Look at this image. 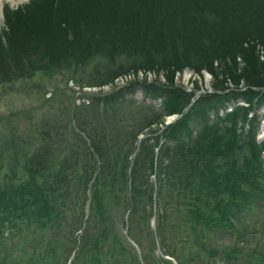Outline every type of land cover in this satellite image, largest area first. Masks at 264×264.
Returning a JSON list of instances; mask_svg holds the SVG:
<instances>
[{
	"label": "trees",
	"instance_id": "1",
	"mask_svg": "<svg viewBox=\"0 0 264 264\" xmlns=\"http://www.w3.org/2000/svg\"><path fill=\"white\" fill-rule=\"evenodd\" d=\"M44 2L45 0H30L27 5L8 11L4 16L3 33L9 37L7 46L11 54L14 53V49L19 50L27 44L30 35L27 36L26 32L33 24L30 20L36 18L40 22L35 38L45 45L41 53H36L38 60L42 62L36 66V61L30 58L33 56L31 45H27V51H23L24 55L31 56L21 62L22 67H26L31 72L42 67L50 69L46 63L49 65L57 63L67 54H72L76 46L89 45L90 41H96L95 34L99 31L101 36L103 35L100 36V44L110 41L112 50L147 48L160 53L163 58L168 57V54L164 53L168 51L173 53V58L183 61L184 64L189 63V66H192L190 63L195 62L205 70H209L214 80L212 89L219 94L215 92L214 95L203 96L204 108H197L198 103L192 102L196 106L189 107L182 117L167 124L163 130L166 141L160 148L168 161L165 164L161 163L160 170L167 175L173 174L166 177L167 186L161 181L154 193L157 196L154 203L160 205L163 210L157 213L159 226L156 237H160L161 251L173 256L181 264L182 257L173 249L172 243L168 244L165 238L167 234L163 233L162 223L166 217L164 206L167 207L170 191L179 196L177 186H172L175 183L172 177L178 179L175 177L176 168L181 165L190 168L199 163L201 165L194 175H202L208 167L222 170L212 180L218 182L220 178H225L226 182L222 187L212 188V197L218 201L219 196L225 193L234 203L230 208L218 209V214L214 213V217L204 215L200 222L193 224L196 232L195 243L203 246L202 238L208 232L214 233V231L215 234L229 231L232 236L237 235L238 239L244 241L247 240L246 236L251 234L254 236L251 237L252 239L258 240V247L254 250L247 252L242 251V248L232 247L217 250V255L225 259H233L229 264H264V222L254 224L248 231L238 229L239 225L246 224L243 219L247 220L249 213L253 211L261 213V220L264 221V143H259L256 135L253 134L255 122L251 119L252 115L253 118L257 116L259 107L264 108V67H261L264 62V0H46ZM44 4L49 7V16H53V20L57 21L56 25L47 22L40 11ZM23 8H27L29 12H23ZM64 11L66 15L62 13ZM81 28H85L86 32L81 31ZM67 29L74 33L73 37H69ZM148 31L156 32L147 36ZM18 36L20 39H16ZM176 47L182 50L175 49ZM259 48L263 49L260 54ZM190 50L196 51L193 57L190 56ZM219 75L221 80H218ZM227 78H231L236 87L240 81L245 82L243 86L245 88L242 89L241 86V89L231 88L227 91L224 87ZM172 80L173 72L170 77L166 75L168 83H163V86L154 83L158 81L157 79L154 80L153 85L144 77L142 82L134 80L124 88L132 92L136 87H142L153 96L164 98L162 110L165 113L177 114L182 108L173 103L184 94L173 88ZM147 86L154 89L151 90ZM210 99L212 102L208 104L207 101ZM235 99H241L247 105L232 103ZM228 106H232L229 112L225 110ZM220 109L224 114H219ZM72 111H75L74 108ZM249 112L252 115L248 119ZM210 114H214L212 126H208ZM159 119H162V116H159ZM199 125L201 128L198 133L193 134L194 129ZM205 126L206 129L202 130ZM76 129L84 134L90 143L84 146V149L83 146L79 148L80 152L87 155L85 157L79 152L74 155L75 151L71 148L70 141L64 140L67 145L62 143L58 134L45 135L43 131H39L40 143L31 153L30 148L35 141L34 133H30L25 142H20L13 130L9 138H5V143L0 146V264H7L8 260L17 259L9 244L19 238L26 240L23 241L22 246L29 252L32 248L40 249L46 245H49V251L54 250L55 245L61 246V254L57 253L53 263L64 264L59 259L66 252L65 248L70 247L66 246V242L62 245L57 244L54 239L63 238L69 241L73 239L76 242L75 232L80 229L89 231L86 228L88 221L83 228L81 227L84 213L80 206L82 199L90 200L88 204L90 210H93V204L100 210L104 208V203H107V197L111 195L110 188L114 187L113 183L101 184L102 170L100 169L98 174L95 173L97 167L95 162L80 163L82 158L90 161L94 153H97L101 159L105 158V152L101 150L103 143L95 137L94 130L85 129L82 122L77 121ZM223 129L230 130L231 137L228 138L226 130ZM205 130L207 146L203 143L205 137L199 136ZM77 136L82 137L80 134ZM91 146L93 152L90 150ZM245 146L250 147L252 151L244 155V166H241L239 165L241 162L233 155L237 148ZM141 151L148 160L146 162L148 169L152 170V152L150 153V150L145 152V149ZM137 154L136 156L139 157V152ZM222 158H225L224 163ZM135 160L139 162L136 157ZM5 161L8 163L5 164ZM251 162L256 166L249 165ZM124 165L120 167V172L125 186L127 168ZM133 171H136V166ZM103 173L105 176L108 174L104 171ZM115 173L116 170L113 174ZM140 181L141 176L133 177L129 181L131 196L127 197L129 200H126L125 204L130 206L127 209L130 211L127 216L128 234L132 232L130 225L134 214L141 212L146 217L145 204L139 203H152L153 191L152 185H149L151 183L147 182L144 186ZM181 181L188 187V181ZM199 181L189 180L191 183L189 188L193 191L191 196L196 198L202 196L206 205L211 206L214 202V207L217 203L211 199V196L205 194L206 192L201 194L198 191L195 183ZM259 181L261 183H257ZM67 191L73 193L70 200H66ZM236 196L238 198H235ZM113 201L110 205L114 204ZM102 233L100 231L96 234L98 240L94 237L92 241L90 238L89 241H82L78 245L80 251L87 248L86 252L90 251L94 255H84V259H77L78 264H105L106 261L111 264V261L117 259L123 264L134 263V259L130 256L131 251L127 252L126 247H123L124 244L117 245V239L111 241L108 233L104 231ZM154 239H151L153 247ZM87 243L89 245H86ZM100 246L102 248L99 249ZM215 253L216 251L210 254ZM150 258L152 264L155 259L159 264L161 262L170 264L152 253Z\"/></svg>",
	"mask_w": 264,
	"mask_h": 264
},
{
	"label": "rangeland",
	"instance_id": "2",
	"mask_svg": "<svg viewBox=\"0 0 264 264\" xmlns=\"http://www.w3.org/2000/svg\"><path fill=\"white\" fill-rule=\"evenodd\" d=\"M29 1L2 0L3 4L0 8V146L5 143V138H9L13 130L20 142H25L28 140L30 133H34L35 141L30 148L31 153L40 143L39 131H43L45 135L48 133L58 134L62 139V143L67 145L68 143L64 140L70 141L71 148L75 151L74 155L79 152L85 157L87 155H84L82 151L81 153L79 148L83 146L84 149V146L90 143L85 135H82L76 129L77 121L82 122L85 129L89 131L90 128L93 129L96 134L95 137L103 143L101 150L105 152V158L101 159L97 153H94L90 161L87 158H82L80 163L95 162L97 166L95 173L98 174V171L102 170L100 178L103 179V182L101 184L109 182L113 183L114 187L110 188L111 195L107 197V203L105 202L104 208L100 210L94 204L92 205L94 206L93 210H90L88 199L86 201L82 199L80 206L84 212L83 223L85 222L86 224V221H88L86 228L89 231L80 229L75 232L74 239L76 242L73 239L72 241L63 238L61 240L54 239L57 244L62 245L66 242V246L70 247L65 248L66 252L63 253L59 260L64 264H78L77 259L81 258L82 260L84 255L94 256L90 251L86 252L87 248L86 250L84 248V251H80L78 245L82 241H89L90 238L91 241L94 237L97 239L96 234L104 231V233H108L111 241L117 239V245L124 244L123 247H126L127 252L128 250L131 251L130 256L134 259V263L128 262L125 264H152L151 253L155 255L158 252L157 249L161 250L160 237H156L158 235L156 232L159 226L157 213L162 208L154 203V200L157 199L154 193H156L155 190H157L161 181L167 186L165 179L173 174L169 173L170 175H167L163 173V170H160L161 163L165 164L168 161L167 156L160 148L166 141L163 136L165 134L163 130L167 124L176 121L178 117H182L189 107L196 106L192 102L198 103L197 108H204L203 96L214 95L216 92L211 86L214 81L213 76L209 70H205L203 66L195 62H191L192 66H189V63L184 64L183 61L173 58L172 52L165 51L164 53H167L168 57L163 58L160 53L154 50L150 51L147 48L141 50L130 49L128 51H124V49H119V51L112 50L110 41L100 44V39L103 36H101L100 31L95 34L97 36L96 41H90L89 45L76 46L72 54H67L64 59L57 63L50 65L46 63V66H50V69L42 67L41 69H35V72L33 70L31 72L26 67H22L23 64L21 62H24V58L31 56L23 53L24 50L27 51V45H31L33 48V56L30 58L36 61V66L42 62V60H38L36 53H41L45 45L41 40L35 38L38 34L40 22L36 18L30 20L33 24L30 25L26 32L27 36L30 35L27 44H22L23 46L19 50L17 48L14 49L12 54L9 53L7 46L9 37L3 33L6 12H10L19 6L23 7ZM48 8L44 4L40 11H42L47 22L56 25L57 21L53 20V16H49L50 11ZM22 11L25 13L29 12L27 8H23ZM62 13L66 15L65 11ZM80 30L86 32L85 28ZM67 31L69 32V37L74 36L71 30L67 29ZM156 31H148L146 35L151 36ZM16 39H20L19 36ZM175 49L182 50L179 47ZM262 50V48H259V54L262 53ZM195 52L190 50V56L193 57ZM261 67H264V62H262ZM172 72L173 88L175 90L178 89L180 94H184L180 95L182 97L177 98L176 102L173 103L175 106L182 108L181 112L177 114L165 113L162 110L164 98L153 96L142 87H136L132 92H128L124 88L127 86L126 81L135 80L142 82L144 77L150 83L157 79L158 81L154 83L163 86V83H168L166 82V75L170 77ZM219 79L221 80V75L218 76ZM226 80L227 83L224 87L227 91L231 88L241 89V86L242 89L245 88L243 87L245 82L240 81V84L236 87L231 78ZM147 87L151 90L154 89L150 86ZM216 94H219V92L217 91ZM90 97L93 99L91 100ZM93 101L94 103H92ZM98 101L99 104H97ZM210 101L211 99L207 103L210 104L212 102ZM232 103L247 105L241 99H235ZM231 107H226V111L229 112ZM73 108L75 111H72ZM251 115L252 113L249 112L248 119L251 118ZM159 116H162V119H159ZM213 117L214 114H210V122H208L210 125L208 126L213 125ZM251 119L255 122L253 134L256 135V138L257 135H264V108L259 107L257 116L253 118L252 115ZM200 128L201 125L195 128L193 134L198 133ZM204 129H206V126L202 130ZM72 131L75 133L71 134ZM91 132L93 131L91 130ZM61 134H64V136ZM77 134L82 137H78ZM226 135H228V138L231 137V131L226 130ZM199 136L205 137L203 143L207 146L206 130L202 131ZM208 138L210 139V136ZM96 141L98 142V140ZM258 142L264 143V137ZM25 147L29 149L28 146ZM144 149L145 152L149 150L150 153L152 152V170L148 169L146 165L148 160L143 156V151H141ZM90 150L93 152L92 146ZM250 151L252 149L248 146L236 149V153L233 156L241 162L239 165L244 166V155ZM138 152L140 154L139 157L136 156ZM135 157L139 162L135 160ZM224 162L225 158H222V163ZM4 163L6 164L8 161ZM124 164L127 168V170L125 169L127 172L125 186L121 179L123 178L122 172H120V167H123ZM199 165L201 164L198 163V165L190 166V168L181 165L176 168L175 177H178V179L172 177L175 181L172 186H177L179 196L175 192L170 191L171 193L167 197L168 204L166 208L164 206L166 217L162 223L163 233L167 234L165 238L168 244L172 243L173 249L182 257L183 262L181 264H229L233 259H225L221 255H217V250L238 247L242 248V251L248 252L258 247V240L252 239L251 237L254 236L251 234H248L246 236L247 240L244 241L243 239H238L237 235L234 237L233 234L232 236L229 231H226V233L218 232L217 234L214 231V233L208 232L202 238L203 246L195 243L196 232H194L193 224L200 222L204 215L214 217V213L218 214V209L230 208L234 203L228 199L229 195L225 193L223 196H219L218 201L212 197V188L216 186L222 187L226 182L225 178H220L218 182H213L214 180H212L222 170L218 171L215 168L208 167L202 175H194ZM249 165L256 166L254 162ZM135 166L136 171H133ZM115 170L116 173L114 175ZM103 171L108 173L107 176L104 175ZM136 176H141L142 182H140L144 183V186L147 182L151 183L149 185H152L153 198L152 203H139L141 205L145 204L144 214L146 217L141 212L134 214L130 225L132 226V232L128 234V227H125V224L130 212L127 209L130 206L125 204L126 200H129L127 197L131 196L129 181ZM181 180L188 181V187L185 184L183 185ZM189 180H192V182L200 180L201 182L195 183L198 191L201 194L206 192L205 194L209 197L211 196V199L217 204L213 207V202L211 206H208L201 198L202 196L192 197L193 191L189 188L191 187ZM257 183H261V181ZM63 192L65 195L64 190ZM66 195L68 196L66 200H70L73 197V193L69 191H67ZM238 196L235 198H238ZM112 201L114 204L110 205ZM130 203H132L131 200ZM99 211L102 213H98ZM188 220H191V222ZM243 221L246 224L238 226V229L243 231L251 230L254 224H262L264 222L261 220V213H258V211L249 213L248 219H243ZM85 224H82L81 227L83 228ZM31 229L33 230L34 228ZM155 233L156 236H154ZM83 236L85 237L83 238ZM153 238H155L154 247L151 242ZM23 241L26 240L19 238L10 242L12 253L17 259L8 260L7 264H54L53 261L56 260L57 253L61 254V246L56 247V245L55 249L51 251H49V245H46L40 249L32 248L30 249L32 251L29 252L27 249H23ZM89 243L86 245H89ZM214 251H216L215 254H210ZM165 257L170 259L165 258L170 261V264L178 263L169 254H166ZM105 264L110 263L106 261ZM111 264L123 263L120 262V259H117L111 261ZM154 264H159V262L155 259ZM161 264L166 263L161 262Z\"/></svg>",
	"mask_w": 264,
	"mask_h": 264
},
{
	"label": "bare ground",
	"instance_id": "3",
	"mask_svg": "<svg viewBox=\"0 0 264 264\" xmlns=\"http://www.w3.org/2000/svg\"><path fill=\"white\" fill-rule=\"evenodd\" d=\"M2 4H3V2H2V0H0V8H1Z\"/></svg>",
	"mask_w": 264,
	"mask_h": 264
},
{
	"label": "water",
	"instance_id": "4",
	"mask_svg": "<svg viewBox=\"0 0 264 264\" xmlns=\"http://www.w3.org/2000/svg\"><path fill=\"white\" fill-rule=\"evenodd\" d=\"M172 119V118H171ZM259 139H260V137H259Z\"/></svg>",
	"mask_w": 264,
	"mask_h": 264
}]
</instances>
